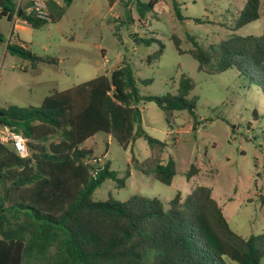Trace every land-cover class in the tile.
I'll return each mask as SVG.
<instances>
[{"label":"trees","instance_id":"16d2710c","mask_svg":"<svg viewBox=\"0 0 264 264\" xmlns=\"http://www.w3.org/2000/svg\"><path fill=\"white\" fill-rule=\"evenodd\" d=\"M60 12L50 5L51 22L64 15L74 0H61ZM160 0H136L139 20L155 12ZM176 15L183 16L176 0ZM261 0H247L236 21L240 29L261 16ZM38 29L48 22L27 13L16 0H0V18L13 16ZM180 53V39L172 36ZM7 40L0 31V45ZM155 39H142L145 45ZM22 43V42H21ZM12 56L28 60L33 69L57 60L39 56L21 45L7 44ZM188 53L198 70L220 74L236 69L264 93V33L234 35L207 51L194 42ZM163 46L148 63L159 59ZM152 79L141 80L149 84ZM139 79L124 63L110 73L46 96L39 107L10 105L0 108V125L20 132L27 139L30 156L22 158L0 143V264H262L264 232L245 238L238 234L207 186L195 187L182 200L178 193L166 209L158 198L135 195L126 201L96 200L95 191L107 181L125 187L111 162L93 176L94 138L104 133L123 148L141 137L161 143L137 129L142 122L141 101L154 102L162 110H188L195 114V88L186 76L175 95L145 96ZM59 137L57 142H49ZM48 143V144H47ZM89 143V144H88ZM88 144V145H87ZM145 175L171 185L176 164L170 159L138 168ZM192 165L188 180L197 175ZM130 176L127 173V178Z\"/></svg>","mask_w":264,"mask_h":264},{"label":"rangeland","instance_id":"374dc122","mask_svg":"<svg viewBox=\"0 0 264 264\" xmlns=\"http://www.w3.org/2000/svg\"><path fill=\"white\" fill-rule=\"evenodd\" d=\"M16 1L26 9L34 0ZM44 1L50 15V5H57L54 10L60 12L61 0ZM176 1L183 20L176 15L173 0H160L155 12L147 13L142 21L136 0H74L60 19L38 29L26 26L10 31L7 20L0 18V31L9 34L11 45L24 43L33 53L57 60L33 69L28 60L8 53L7 41L1 44L0 108L39 107L46 96L101 74L110 75L124 63L132 68L139 79V92L145 96L175 95L181 78H191L195 88L188 98H197L194 115L186 109L166 112L154 102L138 104L142 122L137 129L160 145L141 137L125 149L104 133L94 138L93 157L110 161L119 178H126L122 188L115 181H105L94 198L126 201L140 195L158 198L168 209L178 193L184 200L195 187L207 186L231 227L248 238L264 232V93L236 69L220 74L199 71L198 61L188 51L194 42L212 51L234 35H262L264 0L260 18L240 29H236V21L247 0ZM174 35L180 39L183 53L176 48ZM152 38L157 41L150 45L141 42ZM162 46V56L148 63V57ZM103 55L110 64L103 63ZM147 79L152 82L140 83ZM58 140L55 137L48 143ZM170 159L176 164L171 185L138 170ZM192 165L199 171L188 180Z\"/></svg>","mask_w":264,"mask_h":264},{"label":"built area","instance_id":"2783aa9c","mask_svg":"<svg viewBox=\"0 0 264 264\" xmlns=\"http://www.w3.org/2000/svg\"><path fill=\"white\" fill-rule=\"evenodd\" d=\"M18 5L21 6V2ZM26 12L34 14L38 19L42 21H52L48 5L44 0L32 1L31 6L26 8ZM11 22L13 23V27L15 28L16 25L22 24L23 21L18 18L17 14H15ZM102 61L104 64H110V60L106 55H103ZM27 142V139L23 136L22 133L13 131L9 127L0 125V143L11 147L12 150L22 158H27L30 156V150ZM91 163L95 165L94 169L92 170V174L93 176H97L98 173L103 169L104 162L98 158H95L93 159V161H91Z\"/></svg>","mask_w":264,"mask_h":264},{"label":"crops","instance_id":"0c3cea01","mask_svg":"<svg viewBox=\"0 0 264 264\" xmlns=\"http://www.w3.org/2000/svg\"><path fill=\"white\" fill-rule=\"evenodd\" d=\"M57 4H59V3H57ZM22 6V5H21ZM29 6H27L26 8H28ZM6 20H7V22L10 24V31L12 30V27H13V23L12 22H10L7 18H5ZM26 26H30L29 24H27V23H25V22H22V24H18V25H16V27L14 28V30L15 29H20V28H24V27H26ZM3 33V32H2ZM7 36V42L8 43H10V40H11V38L9 39V34L8 35H6ZM24 47H27V46H25L24 45ZM111 137V136H110Z\"/></svg>","mask_w":264,"mask_h":264},{"label":"water","instance_id":"95a60500","mask_svg":"<svg viewBox=\"0 0 264 264\" xmlns=\"http://www.w3.org/2000/svg\"><path fill=\"white\" fill-rule=\"evenodd\" d=\"M1 114V113H0Z\"/></svg>","mask_w":264,"mask_h":264}]
</instances>
